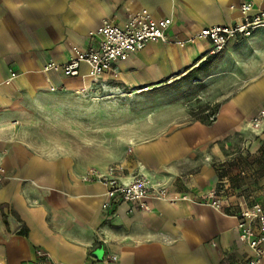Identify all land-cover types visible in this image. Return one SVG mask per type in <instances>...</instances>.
I'll use <instances>...</instances> for the list:
<instances>
[{"label": "crops", "instance_id": "1", "mask_svg": "<svg viewBox=\"0 0 264 264\" xmlns=\"http://www.w3.org/2000/svg\"><path fill=\"white\" fill-rule=\"evenodd\" d=\"M243 2L264 8V0H0V264H43L37 249L49 264L246 263L251 251L240 243L231 214L264 199V172L238 188L222 169L224 148L237 137L245 138L250 155L264 141L247 123L264 107V28L215 55L206 41L177 43L201 28L232 24ZM141 9L172 19L169 42L150 41L97 78L85 64L76 76L44 71L48 62L65 63L72 47L86 49L104 19L123 26ZM180 78L205 84L146 109L121 149L105 154L107 164L90 166L77 151L48 150L27 126L40 106L66 94L148 92ZM204 105H217L213 121L191 117ZM113 164L123 167L124 180L142 173L165 184L169 196L189 199L149 198L143 210L108 200L100 182L81 179L88 169L103 172ZM238 173L229 167V175ZM208 190L219 194L222 211L192 201Z\"/></svg>", "mask_w": 264, "mask_h": 264}, {"label": "built area", "instance_id": "2", "mask_svg": "<svg viewBox=\"0 0 264 264\" xmlns=\"http://www.w3.org/2000/svg\"><path fill=\"white\" fill-rule=\"evenodd\" d=\"M240 17L229 25H213L196 31L185 40L177 43L183 46L185 43L206 41L211 45L209 54L220 52L231 40L248 38L260 28H264V8H254L250 2H243L239 6ZM172 19L153 18L146 10L141 9L131 14L123 26H119L111 19H104L97 29L89 35L94 41L86 48H71V56L68 60L56 65L48 62L44 65V71L60 70L65 76L79 74L81 64L88 67V75L97 78L102 73L113 69L117 62L125 61L137 51L145 48L150 41L169 42L168 28ZM214 114L208 116V121H213ZM17 122L12 121L14 126ZM253 130L264 129V108H261L250 120ZM124 169L119 164H113L101 172L96 169H88L81 176L83 181H98L105 188V196L108 200L136 203L139 208L149 210L147 199H159L169 203L179 200H188L187 195L169 196L168 187L152 180L142 173L133 174L128 180L123 179ZM4 178L0 168V181ZM102 204V208L109 206V201ZM198 204H204L222 211L223 200L215 190L204 191L199 194ZM130 211V210H129ZM231 216L236 220L235 229L242 245L251 251V256L245 264H262L264 262V199L252 200L245 207L235 210ZM36 255L43 264H49V257L43 255L37 249ZM114 260V256H110Z\"/></svg>", "mask_w": 264, "mask_h": 264}, {"label": "rangeland", "instance_id": "3", "mask_svg": "<svg viewBox=\"0 0 264 264\" xmlns=\"http://www.w3.org/2000/svg\"><path fill=\"white\" fill-rule=\"evenodd\" d=\"M203 82L200 79L180 78L170 85L140 94L133 90L88 96L81 91L66 94L40 106L39 111L27 121V126L33 132V141L46 146L48 150L63 153L77 151L79 159L84 163L87 161L90 166L107 164L105 154L121 149L130 129L146 116V109L189 97L198 88L204 87ZM136 110L145 111V114L135 117ZM249 128L253 136L264 134V129L253 130L250 125ZM259 144V152L251 155L245 149L246 140L243 137H237L231 148H224L223 164L227 168L222 170L232 186L242 187L264 172V141ZM231 165L240 170L238 175L228 174Z\"/></svg>", "mask_w": 264, "mask_h": 264}, {"label": "trees", "instance_id": "4", "mask_svg": "<svg viewBox=\"0 0 264 264\" xmlns=\"http://www.w3.org/2000/svg\"><path fill=\"white\" fill-rule=\"evenodd\" d=\"M216 108L217 105L198 106L195 110L190 111V115L194 119H200L201 121H208L209 115L211 114L215 115Z\"/></svg>", "mask_w": 264, "mask_h": 264}, {"label": "bare ground", "instance_id": "5", "mask_svg": "<svg viewBox=\"0 0 264 264\" xmlns=\"http://www.w3.org/2000/svg\"><path fill=\"white\" fill-rule=\"evenodd\" d=\"M137 90V89H136ZM147 90H150V88H143L141 90H137L136 93H140V92H143V91H147Z\"/></svg>", "mask_w": 264, "mask_h": 264}, {"label": "water", "instance_id": "6", "mask_svg": "<svg viewBox=\"0 0 264 264\" xmlns=\"http://www.w3.org/2000/svg\"><path fill=\"white\" fill-rule=\"evenodd\" d=\"M96 255L99 257L100 256V252H98Z\"/></svg>", "mask_w": 264, "mask_h": 264}]
</instances>
